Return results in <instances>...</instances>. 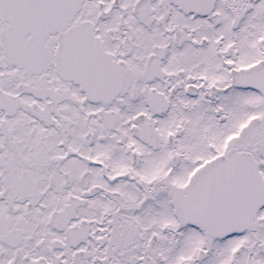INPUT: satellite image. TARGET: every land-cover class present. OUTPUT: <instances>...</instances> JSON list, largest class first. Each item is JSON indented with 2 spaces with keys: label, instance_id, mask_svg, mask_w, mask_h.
Wrapping results in <instances>:
<instances>
[{
  "label": "snow or ice",
  "instance_id": "6c2138e0",
  "mask_svg": "<svg viewBox=\"0 0 264 264\" xmlns=\"http://www.w3.org/2000/svg\"><path fill=\"white\" fill-rule=\"evenodd\" d=\"M0 264H264V0H0Z\"/></svg>",
  "mask_w": 264,
  "mask_h": 264
}]
</instances>
